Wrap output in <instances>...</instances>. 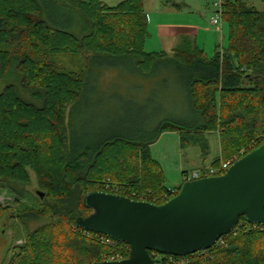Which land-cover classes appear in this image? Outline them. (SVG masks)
Wrapping results in <instances>:
<instances>
[{
  "label": "trees",
  "instance_id": "obj_1",
  "mask_svg": "<svg viewBox=\"0 0 264 264\" xmlns=\"http://www.w3.org/2000/svg\"><path fill=\"white\" fill-rule=\"evenodd\" d=\"M144 4L0 0V79L17 77L0 93V190L5 183L27 185L33 170L44 197L37 193L40 206L24 213L22 221L26 224L31 214L50 218L16 246L11 264H101L111 255L127 258L126 243L104 244L98 233L85 236L77 226L92 213L84 199L101 189L99 183L117 181L121 195L145 194V200L159 205L173 197L152 156L153 138L110 135L85 141L72 117L68 123V108L84 98L90 73H98L101 65L130 60L141 76L172 72L183 85L199 123L164 120L156 134L178 131L183 146L199 144L207 156L209 145L199 134L218 131L222 160L264 142V10L246 0H223L219 13L228 24V45H219L210 57L189 38L173 54L147 51ZM221 159L213 166L219 167ZM3 210L0 205V218ZM223 237L225 244L187 255V264H264V224L255 227L242 217ZM162 264L169 263L164 259Z\"/></svg>",
  "mask_w": 264,
  "mask_h": 264
},
{
  "label": "rangeland",
  "instance_id": "obj_2",
  "mask_svg": "<svg viewBox=\"0 0 264 264\" xmlns=\"http://www.w3.org/2000/svg\"><path fill=\"white\" fill-rule=\"evenodd\" d=\"M102 1L109 6H116L124 0ZM167 1L147 0L146 8L149 9L150 20L155 18L157 21L168 22L192 21L202 28L214 32L217 30V25L212 23V18L220 19V6L217 5L220 0H187L194 8L191 14L188 11L184 14L160 11L164 5H167ZM172 1L181 2L183 0ZM246 1L258 10H264L263 0ZM221 21L224 28L223 34L215 33L217 37L224 40L223 46H227L229 28L227 23L222 19ZM74 30L79 34L83 32L77 28ZM152 41L146 47L147 51L158 50L159 47H154L155 42ZM208 52L210 57L215 54L212 47L211 49L209 47ZM94 72L92 70L90 73L87 89L82 96L84 98L76 103V106L72 105L74 108L70 106L67 111L68 123L72 117L75 121V128L78 133L82 134L85 141L90 138L97 141L110 135L153 138V143L150 144L152 156L164 171L167 186L177 191L172 192L173 196L180 190L177 187H181L184 183L182 182L184 173H192L198 169L213 166L217 159H221V140L218 131L199 134L201 138L198 139L206 140L209 145L207 156H204L202 146L199 144L192 143L183 146L178 131L156 134L158 125L164 120H176L177 123L186 126L198 124L200 120L190 108L183 85L178 82L172 72L155 78L141 76L130 60H120L113 65H101L98 73L93 74ZM16 79L15 74L9 75L4 80L0 79V93L7 84L14 83ZM25 98L32 100L30 97ZM248 149H252V146ZM246 151L242 149L239 154L231 158L237 156L241 158L248 154ZM30 176L31 180L27 185L16 182L11 185L5 183L0 190V205L5 209L0 218V264H11L16 246L27 241L30 231L50 220L49 216L36 217L31 214L27 217L26 224L22 221L24 213L31 209L35 211L40 206L37 193L42 188L33 170H30ZM114 183L121 184L117 181ZM97 186L102 191L120 194L116 189H107L106 184L99 183ZM140 195L132 192V199L145 200L142 197L145 194ZM81 233L88 236L83 231Z\"/></svg>",
  "mask_w": 264,
  "mask_h": 264
},
{
  "label": "water",
  "instance_id": "obj_3",
  "mask_svg": "<svg viewBox=\"0 0 264 264\" xmlns=\"http://www.w3.org/2000/svg\"><path fill=\"white\" fill-rule=\"evenodd\" d=\"M38 194L44 197V192ZM84 203L93 211L78 219L79 228L130 248L127 258L101 264H156L155 253L187 256L207 250L242 217L264 224V143L223 175L184 182L163 204L102 190L89 192Z\"/></svg>",
  "mask_w": 264,
  "mask_h": 264
},
{
  "label": "crops",
  "instance_id": "obj_4",
  "mask_svg": "<svg viewBox=\"0 0 264 264\" xmlns=\"http://www.w3.org/2000/svg\"><path fill=\"white\" fill-rule=\"evenodd\" d=\"M221 1L223 0H220V2ZM146 2L147 0H145L144 10L148 16V21H149V26H148L149 37L146 41V47L148 46L150 41L154 40L152 41L155 42L153 43L154 47H159V48L158 50H153V51H165L169 54H173L174 49L185 38H189L195 44H198L201 48H203L206 51L207 54L209 53L208 52L209 47L210 49L212 47V49H214V51L216 52L217 47L219 45L223 46L224 40L223 39L221 40L220 37H217L218 35L215 33V32L217 33L220 32L221 34H223V30H224L223 23L221 26L222 30H218L219 27L217 26L216 27L217 30L214 32L207 28H202L198 26L196 22H192V21H188V22H184V21L168 22L162 20L157 21L155 20L154 15H152L154 20H150V14L148 12L149 9L146 8ZM193 9H194L193 5L187 0H183L181 2H175V1L173 2L172 0H168L167 5H164L160 11L164 13L174 12V14H184L185 12L188 11V13L191 14L194 12ZM184 172H186V170ZM183 181L184 179H182V182Z\"/></svg>",
  "mask_w": 264,
  "mask_h": 264
},
{
  "label": "built area",
  "instance_id": "obj_5",
  "mask_svg": "<svg viewBox=\"0 0 264 264\" xmlns=\"http://www.w3.org/2000/svg\"><path fill=\"white\" fill-rule=\"evenodd\" d=\"M221 4L222 2H219L217 5L220 6V9H221ZM220 15V19L217 18V17H214L212 19V22L214 24H216L219 28L218 30H222L221 26H222V17H221V14L219 13ZM240 159L239 156L237 157H234V158H231V159H228V160H221L220 162V166L219 167H214V166H209V167H204V168H201V169H198L192 173H184V182H187V181H192V180H196V179H200V178H203V177H210V176H218V175H223L227 172V170L238 160ZM106 188L107 189H116L117 191H119V187L117 185H114V184H111V183H107L106 185ZM172 192H177L175 191V189H172ZM169 198V196H168ZM170 199V198H169ZM168 199V200H169ZM255 227L259 226L260 224H254ZM234 231V230H233ZM85 234H87L88 236H91V232L89 231H85ZM99 239L102 243L104 244H107V245H111V246H115L117 245L118 241L106 236V235H103V234H99ZM225 244L226 243V239L225 237H222L218 242L217 244ZM216 244V245H217ZM205 250H202V251H199L201 253H204ZM155 258H158L159 260H166L169 264H187L189 262V259L187 256H175V255H166V256H162L160 254H157L155 253L154 254ZM120 259H123L121 258L119 255H111L109 257H107L106 260H120ZM156 261V260H155ZM162 261L156 263V264H162Z\"/></svg>",
  "mask_w": 264,
  "mask_h": 264
}]
</instances>
